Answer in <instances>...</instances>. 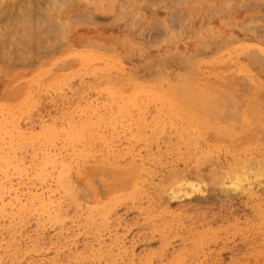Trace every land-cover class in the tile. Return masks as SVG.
<instances>
[{
	"label": "rangeland",
	"instance_id": "1",
	"mask_svg": "<svg viewBox=\"0 0 264 264\" xmlns=\"http://www.w3.org/2000/svg\"><path fill=\"white\" fill-rule=\"evenodd\" d=\"M56 1L0 0V264H264V0Z\"/></svg>",
	"mask_w": 264,
	"mask_h": 264
},
{
	"label": "bare ground",
	"instance_id": "2",
	"mask_svg": "<svg viewBox=\"0 0 264 264\" xmlns=\"http://www.w3.org/2000/svg\"><path fill=\"white\" fill-rule=\"evenodd\" d=\"M52 1V0H51ZM55 1V0H54ZM58 1V0H57ZM56 1V2H57ZM62 3V2H61ZM11 4V3H10ZM9 4V7H11V5ZM32 5V4H31ZM8 7V6H7ZM8 7V8H9ZM51 7V6H50ZM30 8V7H29ZM8 10V9H7ZM23 11H24V9H23ZM50 11V10H49ZM48 11V12H49ZM29 15V14H28ZM47 17V16H46ZM48 18H49V16H48ZM46 19V18H45ZM53 19V18H52ZM85 19V18H84ZM48 21H49V19H47ZM46 20V21H47ZM23 21V20H22ZM50 22V21H49ZM52 22V21H51ZM34 31V30H33ZM43 47V46H42ZM253 164V163H252ZM255 165V164H254ZM253 167V166H252ZM260 169V168H259ZM263 169H261V171H260V173H258V171H256V173H255V171H254V175H257V177H260V176H262V175H264V171H262ZM244 172V171H243ZM241 173V172H240ZM228 174V173H227ZM234 174V175H233ZM223 175H225V173L224 174H222V176H221V178H223ZM231 175V174H230ZM240 175H244V173H241ZM239 175V173H232V175L231 176H224L225 178L224 179H222V180H228V182H229V184L230 185H227V186H235V188L237 187V188H240L241 189V186H244L245 185V182H247V180H248V182H250V179H248V178H250V176H248V175H246V180H245V182H244V178H242L243 176H240ZM219 176V175H218ZM256 177V178H257ZM227 178V179H226ZM252 178V177H251ZM252 181V180H251ZM183 182V181H182ZM185 182V181H184ZM224 182V181H223ZM247 182V183H248ZM181 184V185H180ZM189 185V182L187 183V181H186V183H185V185H182V183H179V185L176 183V185L175 186H178V188H183L184 186H188ZM192 184V185H191ZM190 185L191 186H189V188H194L195 187V185L193 184V183H191ZM251 184V183H250ZM174 187V186H173ZM173 189H176V188H173ZM173 189H172V191H173ZM181 190V189H180ZM179 190V191H180ZM184 189H182V191H183ZM195 190V189H194ZM235 190V189H234ZM171 191V192H172ZM175 191H177V190H175ZM185 192V191H184ZM174 193V192H173ZM176 193V192H175ZM176 195V194H175ZM185 195V194H184ZM117 241V240H116Z\"/></svg>",
	"mask_w": 264,
	"mask_h": 264
}]
</instances>
